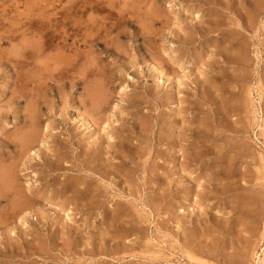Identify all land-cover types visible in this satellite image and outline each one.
<instances>
[{
    "label": "rangeland",
    "instance_id": "obj_1",
    "mask_svg": "<svg viewBox=\"0 0 264 264\" xmlns=\"http://www.w3.org/2000/svg\"><path fill=\"white\" fill-rule=\"evenodd\" d=\"M257 259L264 0H0V264Z\"/></svg>",
    "mask_w": 264,
    "mask_h": 264
},
{
    "label": "bare ground",
    "instance_id": "obj_2",
    "mask_svg": "<svg viewBox=\"0 0 264 264\" xmlns=\"http://www.w3.org/2000/svg\"><path fill=\"white\" fill-rule=\"evenodd\" d=\"M88 1H90V0H88ZM109 3H110V1H109ZM110 5H112L111 3H110ZM254 5V4H253ZM59 7V6H58ZM73 7V6H72ZM87 8V7H86ZM77 12V11H76ZM63 13V12H62ZM80 13H82V12H80ZM84 13V12H83ZM25 14V13H24ZM42 14V13H41ZM75 14V13H74ZM26 15V14H25ZM29 15V14H28ZM83 15V14H82ZM90 15V14H89ZM26 17H27V15H26ZM40 18V17H39ZM10 19V18H9ZM80 19V18H79ZM86 19V18H85ZM30 21V20H29ZM32 21V20H31ZM28 22V21H27ZM54 22V21H53ZM25 23V22H24ZM95 23H97V22H95ZM59 24V23H58ZM18 25V24H17ZM20 25V24H19ZM76 28V27H75ZM98 30V29H97ZM13 33V32H12ZM76 33V32H75ZM87 34V33H86ZM82 35V34H81ZM80 35V36H81ZM92 35V34H91ZM77 37V36H76ZM84 37V36H83ZM15 38V37H14ZM46 38V37H45ZM78 38V37H77ZM85 38V37H84ZM89 38V37H88ZM90 38H92V37H90ZM79 39V38H78ZM77 39V40H78ZM86 39V38H85ZM47 40V39H46ZM87 40V39H86ZM107 40V39H106ZM84 41V40H83ZM46 45V44H45ZM43 51V50H42ZM31 52V51H30ZM37 53V52H36ZM40 53V52H39ZM42 53V52H41ZM26 56V55H25ZM38 56V55H37ZM239 56H240V54H239ZM158 68V67H157ZM168 76H169V74H168ZM259 93V92H258ZM251 94V93H250ZM260 98V97H259ZM102 99V98H101ZM31 138V137H30ZM23 198V197H22ZM252 206V205H251ZM251 212V211H250ZM252 212H254V214H256V212L258 213V211L257 210H255V209H253V211ZM259 215V214H258ZM256 216V215H255ZM252 217V216H251ZM254 217V216H253ZM252 221V220H251ZM257 223H255V221L254 222H252V227H256L257 225H256ZM262 251V250H261ZM259 257V256H258ZM263 259V258H262ZM258 260V264H264V261L263 262H260L259 263V259H257Z\"/></svg>",
    "mask_w": 264,
    "mask_h": 264
}]
</instances>
